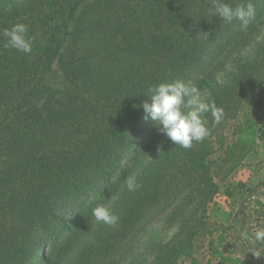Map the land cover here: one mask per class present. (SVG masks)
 I'll use <instances>...</instances> for the list:
<instances>
[{"label": "trees", "instance_id": "trees-1", "mask_svg": "<svg viewBox=\"0 0 264 264\" xmlns=\"http://www.w3.org/2000/svg\"><path fill=\"white\" fill-rule=\"evenodd\" d=\"M253 3L242 30L211 18L210 0H0V264H246L225 247L233 227L206 224L202 207L264 143V104H249L264 90V0ZM16 22L31 54L4 47ZM178 79L224 110L189 149L144 119L149 89ZM260 182L241 187L262 190V207ZM98 203L116 228L96 221Z\"/></svg>", "mask_w": 264, "mask_h": 264}, {"label": "clouds", "instance_id": "clouds-1", "mask_svg": "<svg viewBox=\"0 0 264 264\" xmlns=\"http://www.w3.org/2000/svg\"><path fill=\"white\" fill-rule=\"evenodd\" d=\"M256 13L253 0H241L231 3L228 0H210L208 14L231 23L240 22L241 29L246 30ZM3 37L7 38L4 47L12 48L25 54H31L34 36L29 35V27L23 22H16L10 28L3 29ZM151 102L143 104L144 119L154 121L157 131L166 135L176 146L189 149L193 142H201L210 135L207 114H211L213 125L219 124L224 116L223 108L217 107L214 101L203 98L200 88L192 82L175 80L160 83L149 89ZM129 192L137 191L141 185L134 176L126 181ZM96 221L112 228L120 223V217L104 204L98 203L92 209ZM241 239L250 243L264 242V229H257L253 235L248 231L241 232ZM258 256L256 253H254Z\"/></svg>", "mask_w": 264, "mask_h": 264}, {"label": "rangeland", "instance_id": "rangeland-1", "mask_svg": "<svg viewBox=\"0 0 264 264\" xmlns=\"http://www.w3.org/2000/svg\"><path fill=\"white\" fill-rule=\"evenodd\" d=\"M264 34V28L260 31L259 35L256 37L260 38ZM261 99V104H264V90L259 92L257 91L249 104L253 105V102L256 98ZM227 134V137L230 136V129L228 127L224 128V135ZM217 151L215 152V155ZM264 143L259 142L256 147L251 151L248 158L243 162V164L238 167L234 173L231 174L230 178L219 183L215 192L209 194L205 204H203L202 209L205 210L206 219L205 223L210 225L211 223H220L225 226L231 225V234L228 235L225 242V247L230 246L237 254H243L246 257V264H258L260 260L264 261V242L250 243L247 240L241 239V232L250 229L252 232L251 235L257 229H264V205L260 207L254 203L253 197H256L257 194H260L262 190L257 189L251 191V194L248 197V187L245 189L241 187L242 183L248 184L251 181L260 182L264 181ZM252 185V187L254 186ZM235 187L237 190L234 192V196H230L225 193V187ZM205 194L204 188H200L199 201L202 198V195ZM263 195V194H260ZM248 197V198H246ZM246 199V200H245ZM261 199H264L262 196ZM198 205V204H197ZM196 205V206H197ZM154 211V210H153ZM151 211L149 214H152ZM202 223L203 220H202ZM154 226L155 230L161 231V220L155 218L151 227ZM208 226H206L207 228ZM175 228V226H174ZM173 227L169 231L164 229V232H167L168 235L174 233ZM197 230L199 232V237L194 244L190 253L196 255L202 259L205 254V242L207 236L205 233L204 226L198 225ZM241 249V252L239 251ZM256 253L258 256H256Z\"/></svg>", "mask_w": 264, "mask_h": 264}, {"label": "built area", "instance_id": "built-area-1", "mask_svg": "<svg viewBox=\"0 0 264 264\" xmlns=\"http://www.w3.org/2000/svg\"><path fill=\"white\" fill-rule=\"evenodd\" d=\"M263 264V263H262Z\"/></svg>", "mask_w": 264, "mask_h": 264}]
</instances>
